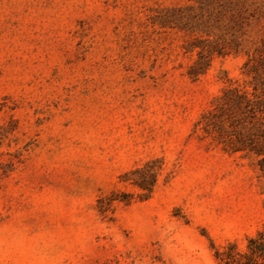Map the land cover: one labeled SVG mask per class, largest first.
Returning <instances> with one entry per match:
<instances>
[{
	"label": "rangeland",
	"instance_id": "374dc122",
	"mask_svg": "<svg viewBox=\"0 0 264 264\" xmlns=\"http://www.w3.org/2000/svg\"><path fill=\"white\" fill-rule=\"evenodd\" d=\"M192 5L0 0V264H218L261 229L264 155L231 134L250 126L201 121L230 84L251 92L247 56L191 78L194 35L161 18Z\"/></svg>",
	"mask_w": 264,
	"mask_h": 264
},
{
	"label": "trees",
	"instance_id": "16d2710c",
	"mask_svg": "<svg viewBox=\"0 0 264 264\" xmlns=\"http://www.w3.org/2000/svg\"><path fill=\"white\" fill-rule=\"evenodd\" d=\"M188 1L195 5L173 9L172 13L161 18V22L194 35L186 46L187 51H196L197 54L188 71L189 76L197 79L203 75L215 56L245 52L247 59L242 73L251 87V92L232 84L223 89L213 108L202 116L203 127L221 134L226 124L238 126L247 123L252 131L248 139L238 136L241 133L238 130L231 132L237 134L239 143L233 150L249 148L258 155H264V0ZM254 27H260L258 43L248 40ZM247 43H251L249 50H246ZM255 141L257 144H254ZM161 170V163L153 160L134 171L131 180L144 192L140 199L150 197ZM212 248L218 264H264V222L256 235L247 239L244 250H239L235 243Z\"/></svg>",
	"mask_w": 264,
	"mask_h": 264
}]
</instances>
